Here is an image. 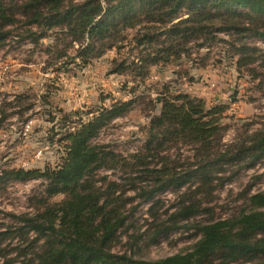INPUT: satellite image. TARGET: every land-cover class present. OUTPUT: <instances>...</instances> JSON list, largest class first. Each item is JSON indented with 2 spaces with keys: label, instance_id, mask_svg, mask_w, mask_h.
I'll return each instance as SVG.
<instances>
[{
  "label": "rangeland",
  "instance_id": "1",
  "mask_svg": "<svg viewBox=\"0 0 264 264\" xmlns=\"http://www.w3.org/2000/svg\"><path fill=\"white\" fill-rule=\"evenodd\" d=\"M20 2L12 3V7ZM235 17L242 26L264 30V18L247 8L237 9ZM3 30H9L10 35L0 40V168L44 169L60 163L64 151L58 138L63 132L54 131L59 129L57 122L63 111L87 112L135 97L132 110L115 119L95 140L129 157L142 148L150 116L161 107L158 98L161 100L168 91L203 98L207 107L228 105L207 150L179 145L148 158L150 167L168 163L177 172L207 164V178L198 175L192 183L142 204L138 191L148 188L149 180L134 185L122 179L118 169L101 174L121 182L117 193L126 204L123 214L128 216L113 251L141 260L184 254L202 238L200 228L205 224L235 221L243 214L264 210L251 200L255 194H264V158L254 166H249L248 160H225L264 131V39L241 32L221 33L218 36L223 42L203 48L192 43L189 59L150 66L146 76H139L141 70L134 68L145 52L136 43L139 27L122 30L115 46L87 65L75 58L78 46L72 47L60 26L43 31L30 25L27 16H19ZM41 31L46 34L44 38L38 43L29 41V34ZM24 36L28 38L22 39ZM243 44L262 51L256 62L237 68L234 61L241 55L238 47ZM120 63L127 64L125 70L117 71ZM42 189L41 179L0 185V232H6L0 235V262L35 264L41 241L36 240L34 231L22 228L25 223L21 217H31L41 208ZM63 197L59 194L51 201ZM193 203L199 212L182 218V209ZM175 224L180 227L163 236L161 231Z\"/></svg>",
  "mask_w": 264,
  "mask_h": 264
},
{
  "label": "trees",
  "instance_id": "2",
  "mask_svg": "<svg viewBox=\"0 0 264 264\" xmlns=\"http://www.w3.org/2000/svg\"><path fill=\"white\" fill-rule=\"evenodd\" d=\"M18 1L21 2L17 7H12ZM240 8L264 18V0H0V40L5 41L10 35L9 30H3L5 26L14 24L19 16H27L30 25L43 31L60 26L72 47L78 46L75 58L87 65L115 46L122 30L139 27L136 43L145 52L134 69L141 70L137 75L146 76L150 66L189 59L192 43L203 48L223 42L218 36L221 33L241 32L264 39V30L235 21ZM29 35L31 38L22 39L38 43L46 36L42 31ZM238 51L241 55L234 62L240 68L256 62L262 50L243 44ZM125 67L127 64L120 63L117 71ZM158 101L160 110L150 116L142 148L129 157L95 140L115 119L132 110L135 97L87 112L63 111L54 134L63 132L58 141L64 153L55 167L0 168V185L42 180L41 208L31 217H21L25 223L22 228L34 231L36 240L41 241L35 264H264V210L243 214L235 221L205 224L200 228L202 238L191 252L184 254L141 260L113 251L128 216L123 214L126 204L117 193L121 182L101 174L118 169L122 170V179H129L134 185L149 180L151 185L138 191L142 204L192 183L198 175L207 178V164L177 172L168 163L150 167L148 158L179 145H197L199 150H207L228 108L225 103L207 107L203 98L183 92L168 91ZM263 158L264 131L225 160H248V165L254 166ZM59 194L63 199L52 202ZM251 200L256 206H264L263 193L253 195ZM198 209L196 204H190L180 216L189 218ZM179 227L168 226L161 233L164 236Z\"/></svg>",
  "mask_w": 264,
  "mask_h": 264
},
{
  "label": "water",
  "instance_id": "3",
  "mask_svg": "<svg viewBox=\"0 0 264 264\" xmlns=\"http://www.w3.org/2000/svg\"><path fill=\"white\" fill-rule=\"evenodd\" d=\"M158 100H160V98H158Z\"/></svg>",
  "mask_w": 264,
  "mask_h": 264
}]
</instances>
